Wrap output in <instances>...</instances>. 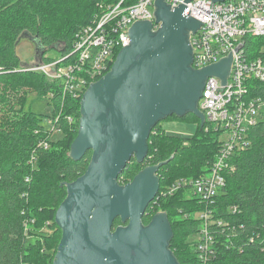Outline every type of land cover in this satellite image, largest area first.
<instances>
[{
	"label": "trees",
	"instance_id": "1",
	"mask_svg": "<svg viewBox=\"0 0 264 264\" xmlns=\"http://www.w3.org/2000/svg\"><path fill=\"white\" fill-rule=\"evenodd\" d=\"M120 1L0 0V264H53L54 256L47 250L56 255L61 241L56 212L67 197L65 184L81 177L92 157V151L78 161L69 155L80 129L83 97L62 94L39 71L33 72L34 78L27 77L19 70L17 44L23 35H30L43 47L41 63L55 60L47 56L50 50L65 57L71 54L77 33L101 13V6ZM54 22H66L57 30L58 36L53 35ZM249 44L247 39L245 47ZM11 88L21 98L33 92L40 98L54 93L49 118L53 122L59 118L53 127L63 136L54 140L45 127V116L30 109L13 111L16 103L21 108L20 101L4 103ZM253 94L264 99V83L256 82ZM9 113L16 115L1 121ZM180 120L196 122L197 135L180 139L167 134L159 123L150 134L147 158L139 163L133 157L118 182L128 184L146 167L165 163L157 173L159 193L147 207L143 223L166 213L174 234L170 247L177 260L200 264L190 238L200 231L201 221L189 215L205 210L204 206L188 196V189L172 195L167 191L178 180L194 179L209 170L221 147V133L208 123L200 128L193 114ZM246 138L249 145L234 154L231 163L236 169L226 174V187L210 208L212 219L225 223L224 229L211 227L217 240L214 264H264V118L248 130ZM50 203L56 204V211L44 223ZM120 225L121 220H116L114 227Z\"/></svg>",
	"mask_w": 264,
	"mask_h": 264
},
{
	"label": "water",
	"instance_id": "2",
	"mask_svg": "<svg viewBox=\"0 0 264 264\" xmlns=\"http://www.w3.org/2000/svg\"><path fill=\"white\" fill-rule=\"evenodd\" d=\"M191 1L172 9L157 0L155 22L135 23L130 44L84 93L70 157L78 161L89 151L92 157L86 172L65 184L67 197L56 212L62 237L53 264H180L170 247L174 234L168 215L158 213L143 223L165 163L146 167L125 185L118 178L133 157L144 162L150 134L162 121L193 114L203 128L199 101L207 79L227 83L231 53L200 70L193 67L190 34L203 22L185 14ZM154 24L160 27L154 30Z\"/></svg>",
	"mask_w": 264,
	"mask_h": 264
},
{
	"label": "built area",
	"instance_id": "3",
	"mask_svg": "<svg viewBox=\"0 0 264 264\" xmlns=\"http://www.w3.org/2000/svg\"><path fill=\"white\" fill-rule=\"evenodd\" d=\"M125 1L102 5L94 21L77 33L71 54L42 62L36 70L59 86L62 94L83 97L97 78L111 70L119 52L130 44L131 27L139 21L155 22L157 0ZM165 1L173 9L186 0ZM185 14L203 22L195 34H190L195 69L215 64L230 53L232 57L227 83L222 85L218 77L208 78L199 101L206 123L221 133L219 152L207 172L194 179L178 180L167 191L172 195L188 189V196L204 206L205 210L188 214L201 221L192 243L200 264H214L217 240L211 227L224 229L225 223L212 219L210 208L226 187V174L236 169L231 163L234 154L249 145L248 130L264 118V99L253 94L255 83H264V0H192L187 3ZM159 27L154 24V30ZM254 38L263 41L257 46ZM247 39L250 44L245 47ZM54 97V93L47 96L50 103ZM54 122L50 119L47 129L52 127L49 130L53 133L59 132L54 129ZM44 146L47 148L48 144Z\"/></svg>",
	"mask_w": 264,
	"mask_h": 264
},
{
	"label": "rangeland",
	"instance_id": "4",
	"mask_svg": "<svg viewBox=\"0 0 264 264\" xmlns=\"http://www.w3.org/2000/svg\"><path fill=\"white\" fill-rule=\"evenodd\" d=\"M66 22H54L53 26L56 28L54 30V36H58L59 34L57 33L58 29H61V27L65 24ZM254 43L258 44L263 41V39H258L254 38ZM42 49L43 47L36 42L32 36L30 35H23L21 39L19 40L17 44V49L16 53L20 58V65H19V70H21L27 77H30V79L34 78V71L36 70L37 67L41 64V56H42ZM47 56L54 58L55 60L60 59L62 56L60 55L59 51L56 50H50L47 53ZM29 70V71H26ZM38 71V70H36ZM31 74V75H30ZM32 87V86H30ZM29 87V90H30ZM15 88L10 89V97L5 98L4 103H9L10 105H13V102L20 101L21 102V108L20 105L16 103L15 108L12 110L14 111H19V109L23 110H31L32 112L47 117L46 120L44 121V124L46 125L45 127H48V122L50 120L49 117L52 116L54 106L50 104L49 98H40L37 96L35 92L27 94L24 98L19 97L17 94V97H15L14 94ZM15 97V98H14ZM16 114L15 113H9L7 117L3 118L1 121L7 122L10 121L11 118H13ZM162 128L166 131L167 134L178 137L180 139H191L194 136L197 135L198 130V124L194 121L190 120H180L177 118H169L165 121L161 122ZM50 127V126H49ZM52 128V127H51ZM49 128V129H51ZM63 136L62 133L60 132H54L53 137L54 140H58ZM70 155V153H69ZM49 210H47L48 213H46V219L43 221H47L48 219L54 217L55 211H56V204H51L48 207ZM49 221V220H48ZM49 233L51 234L52 232L48 230ZM197 238V235H194L190 238V241H194ZM47 252L49 255L55 256L54 255V250L53 249H48Z\"/></svg>",
	"mask_w": 264,
	"mask_h": 264
},
{
	"label": "bare ground",
	"instance_id": "5",
	"mask_svg": "<svg viewBox=\"0 0 264 264\" xmlns=\"http://www.w3.org/2000/svg\"><path fill=\"white\" fill-rule=\"evenodd\" d=\"M38 68V67H37ZM33 70V69H32ZM33 71H36V70H33ZM200 108V107H199ZM201 110V109H200ZM202 111V110H201ZM203 112V111H202Z\"/></svg>",
	"mask_w": 264,
	"mask_h": 264
}]
</instances>
